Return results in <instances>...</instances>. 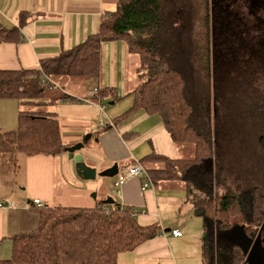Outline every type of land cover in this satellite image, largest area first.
<instances>
[{
	"label": "trees",
	"instance_id": "16d2710c",
	"mask_svg": "<svg viewBox=\"0 0 264 264\" xmlns=\"http://www.w3.org/2000/svg\"><path fill=\"white\" fill-rule=\"evenodd\" d=\"M198 1L196 10L204 9L201 18L190 0H117L114 10L102 12L97 30L70 49L41 58L36 68L0 69V99L19 104L16 127L0 129V160L15 163L18 154L55 155L64 150L58 119L42 106L45 94L57 88V77L96 80L103 43L118 40L139 58V82L129 113L158 114L173 142L193 149L190 158L150 153L132 164L140 163L156 184L178 179L208 160L213 171L209 185L219 189L215 159L222 161L232 152L221 149L231 141L226 140L230 105L242 111L239 104L246 108L249 103L251 118L260 115L264 125V90H258L264 83V0ZM209 24L212 40L221 39L218 45L227 49L220 69L215 63L219 49L215 55V47L210 48ZM4 40L18 41L17 29L0 26V41ZM230 66L235 73L229 77ZM242 80L252 83L244 101ZM112 93V88H98L100 97ZM58 97L75 99L65 93ZM110 127L106 123L101 128ZM260 140L264 144V138ZM187 192L205 228L214 231L215 253L205 248L204 264H215L220 250L229 264H249L248 244L259 239L264 262V195L258 187L248 190V213L228 190L202 198L191 187ZM34 209L36 227L11 236V256L0 264H117V253L160 233L157 223L140 225L136 210L118 200L92 207L43 204Z\"/></svg>",
	"mask_w": 264,
	"mask_h": 264
},
{
	"label": "crops",
	"instance_id": "0c3cea01",
	"mask_svg": "<svg viewBox=\"0 0 264 264\" xmlns=\"http://www.w3.org/2000/svg\"><path fill=\"white\" fill-rule=\"evenodd\" d=\"M105 10H109L105 0H0V26L16 28L18 35V41H0V69L36 68L41 58L70 49L97 30ZM101 53L102 69L96 80L57 77L54 82L61 92H53L52 88L45 94L46 101L42 106L56 115L65 147L85 141L78 152L84 162L97 171L115 164L118 171H122L133 161L150 153L171 159L192 157L191 149L188 151L184 145L173 142L158 114L141 110L129 113L132 91L136 86L131 69L138 67V56L128 52L125 43L118 40L103 43ZM95 87L112 88L114 93L106 98L100 97L93 93ZM61 93L75 99L60 100L58 96ZM128 96L130 98L125 99ZM116 98L123 99L118 101ZM107 101L111 105L108 109L105 106ZM60 102L64 104L60 105ZM100 104L104 106L103 112L100 111ZM0 106L5 117L0 113V127L10 126L2 122L8 120V116L11 120L17 117L19 104L15 99H0ZM95 113L97 119L105 120V124L111 127L91 128ZM86 133L89 136L85 138ZM27 156L23 157L26 169L24 180L5 179L2 183L0 201L8 202L9 206L0 208V259L11 256L12 235L36 227L38 216L34 209L36 206L31 202L34 198L41 200L40 197L52 202L47 204L50 206L78 207H92L97 202L103 203L112 198L132 206L140 225H159L157 236L131 250L117 253V264H204L205 248L215 253L214 231L205 228V219L197 213L194 201L189 199L187 192V188L191 187L201 198L213 196L215 189L223 192L209 185L213 172L211 161H202L187 173L183 172L178 179L158 180L144 189L141 187L144 180L131 177L115 192L113 181L116 174L82 180L64 150L55 155ZM250 188L246 186L239 190L238 198L242 206H250ZM35 190L41 193L37 194ZM172 229L181 234L172 235ZM259 241L248 244L249 264H264L262 243ZM215 264H229L228 257L221 250L216 251Z\"/></svg>",
	"mask_w": 264,
	"mask_h": 264
},
{
	"label": "rangeland",
	"instance_id": "374dc122",
	"mask_svg": "<svg viewBox=\"0 0 264 264\" xmlns=\"http://www.w3.org/2000/svg\"><path fill=\"white\" fill-rule=\"evenodd\" d=\"M190 1L191 2L193 1L192 10L195 8V13H198V18H201L202 14L200 13L201 12L204 13V9L196 10L198 7L201 6L200 3H198L199 1L198 0H190ZM105 3L107 9L109 10H114L116 7V0H105ZM209 3L210 0H208V4ZM210 30H211V26L209 24V32ZM212 41H213L212 35L210 32L209 35L210 48L212 49V46L215 47V55H217V51H218L217 48L219 49L217 56L218 59L215 57V63L217 67L220 69L223 67L227 59V55H224L227 49L226 48L223 49L221 45L220 46L218 45L219 42L222 41L221 39H218L215 42L213 41L214 42L213 45H212ZM131 70H133L132 80L137 86L139 82V79H137V72H135L134 69ZM216 73L218 74L217 71ZM234 73L235 71L233 70V66H230V69L228 71L229 77L232 76ZM241 87L244 88V91H242L243 94L241 93L244 97H241L240 99L243 101L249 99L246 95L251 92L252 83L242 80ZM258 90H264V83L262 89L259 86ZM53 92L59 93L61 91L58 90L57 87L53 89ZM93 93L98 94V90L96 93L93 91ZM117 97L119 96L117 95ZM127 98H130V96L125 97V99ZM116 99L120 101L123 98H116ZM123 102H125V100ZM59 104L63 105L64 103L60 102ZM239 105L241 106L242 111L241 110L239 111V109L236 108V105L234 103L230 105V107L228 108V112H227L228 138L226 140H231V141L227 145L222 144L221 149L222 150L227 149L228 153H230L229 149H232V152L230 153L229 156L228 155L226 156L228 157L227 158L228 161H225L226 157L224 156H222V161L215 159V167L217 171V183L219 185V190L221 189L223 192H226V189L228 188L229 192H232L237 196L239 194V190H242L243 188L245 189L246 186H250L251 188L253 186H256L258 187L260 193L264 195V144L263 143L261 144V140H260L261 138H264V125L262 124L263 120L260 118V115L257 116L255 115V117L251 118L249 103H248V107L246 108L242 106L244 104H239ZM105 106L106 109L111 107L108 101ZM56 109H59V107H57ZM0 113L1 115H3V107L1 106H0ZM92 118L93 120L91 121V125H90L91 128L97 126L99 127V123H98L99 118L97 119V113L93 114ZM237 118L238 120H236ZM7 119L8 120H5V122L2 123L3 125H10V126H4L0 128L4 130H9V128L14 129V126L16 127V118L13 117L11 120V117L8 116ZM5 127H7L8 129ZM87 134L89 133H86L84 136H86ZM65 135L67 136L66 133ZM239 142H241V144H239ZM182 145H184V147L187 148L188 151H190L191 149L193 155L192 145L188 143H182ZM233 148L236 149V151H233ZM95 155L98 156V151H96ZM23 157L27 158L28 156L18 154L15 163L5 159L0 160V179L2 178L0 180V193H1L2 183L5 181V179L8 181L14 180L16 182H20L24 180L26 169H25V158ZM157 164L161 165L160 163ZM46 171L49 172L48 169H46ZM109 184L107 185L109 186ZM35 191L37 194H39L38 192H40L37 190ZM216 191L217 190L215 189V192ZM93 193L94 191H92V194ZM40 199L43 204L47 205L49 203H52L49 200H46L45 198L40 197ZM97 199H99V195H97ZM66 205H73V204H66ZM241 207L246 213L247 211L250 210L251 206L247 207L246 205L245 206L241 205Z\"/></svg>",
	"mask_w": 264,
	"mask_h": 264
},
{
	"label": "water",
	"instance_id": "95a60500",
	"mask_svg": "<svg viewBox=\"0 0 264 264\" xmlns=\"http://www.w3.org/2000/svg\"><path fill=\"white\" fill-rule=\"evenodd\" d=\"M88 136L89 134H87L85 138ZM84 142L85 141H80L64 148L68 158L74 162L75 172L79 178L82 180H93L96 176H113L118 172V166L116 164L102 171H97L95 167L87 165L81 153L78 152L84 146ZM92 195L95 194L93 193ZM112 202V198H107L103 203L110 204Z\"/></svg>",
	"mask_w": 264,
	"mask_h": 264
},
{
	"label": "built area",
	"instance_id": "2783aa9c",
	"mask_svg": "<svg viewBox=\"0 0 264 264\" xmlns=\"http://www.w3.org/2000/svg\"><path fill=\"white\" fill-rule=\"evenodd\" d=\"M98 90L97 87L94 88V92L96 93ZM100 111L103 112L104 110V106L102 104H100ZM99 127H102L105 124V120L100 119L99 120ZM131 177H137V178H144V182L142 184V189L146 188V187H151L152 181L150 179V177L148 176V174L146 173L144 167L138 163L135 162L133 164H130L129 166L125 167L122 171H118L115 175V179L113 181V187L115 188V192H118L119 187L124 184V182ZM33 204L35 206H42L43 203L41 202V200H39L38 198H34L32 200ZM9 206L8 202L2 200L0 201V208H5ZM171 234L174 236L180 235L181 233L177 230V229H172L171 230Z\"/></svg>",
	"mask_w": 264,
	"mask_h": 264
}]
</instances>
